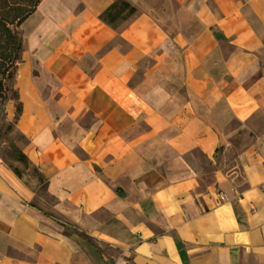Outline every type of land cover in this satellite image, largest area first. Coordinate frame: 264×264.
I'll use <instances>...</instances> for the list:
<instances>
[{
	"label": "crops",
	"instance_id": "obj_1",
	"mask_svg": "<svg viewBox=\"0 0 264 264\" xmlns=\"http://www.w3.org/2000/svg\"><path fill=\"white\" fill-rule=\"evenodd\" d=\"M20 29L4 114L49 201L0 159V264H264V0H42Z\"/></svg>",
	"mask_w": 264,
	"mask_h": 264
},
{
	"label": "rangeland",
	"instance_id": "obj_2",
	"mask_svg": "<svg viewBox=\"0 0 264 264\" xmlns=\"http://www.w3.org/2000/svg\"><path fill=\"white\" fill-rule=\"evenodd\" d=\"M5 15L0 13V72H4V75L0 73V82L2 89L0 94L14 97V71L16 67V56L18 55V48H16L18 41L22 42L23 35L20 26L8 25L10 34L3 29L2 24L7 22ZM20 51V52H21ZM25 144L24 138L15 130V120H6L5 115L0 118V159L6 163L9 167H17L22 173L30 176L31 180L36 181V190L38 198H46L44 190L43 179L39 175L37 170L30 164H27L20 156V150ZM49 201V200H48ZM47 201V202H48Z\"/></svg>",
	"mask_w": 264,
	"mask_h": 264
},
{
	"label": "trees",
	"instance_id": "obj_3",
	"mask_svg": "<svg viewBox=\"0 0 264 264\" xmlns=\"http://www.w3.org/2000/svg\"><path fill=\"white\" fill-rule=\"evenodd\" d=\"M42 0H0V13L1 15H5V20H8L7 22H4L2 24V27L4 30H6L10 34V30L7 28L8 25L17 26L21 25L28 16L32 14V12L36 9L38 4ZM133 10L131 9V12ZM104 21H107V19L104 17ZM21 42L18 41L16 48H18L17 52L18 55L16 56V63H20V51H21ZM1 75H4V72H0ZM15 74V71H14ZM0 82V91L2 89ZM15 100H17L16 93L13 97ZM10 99V96H6L3 94H0V118L5 115V105L7 104L8 100ZM16 105V113L14 116V120L20 116L21 114V105L18 103Z\"/></svg>",
	"mask_w": 264,
	"mask_h": 264
}]
</instances>
